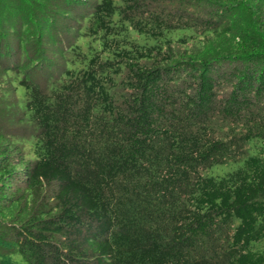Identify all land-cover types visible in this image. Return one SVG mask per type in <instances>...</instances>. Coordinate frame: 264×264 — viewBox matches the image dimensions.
I'll use <instances>...</instances> for the list:
<instances>
[{
  "label": "trees",
  "instance_id": "1",
  "mask_svg": "<svg viewBox=\"0 0 264 264\" xmlns=\"http://www.w3.org/2000/svg\"><path fill=\"white\" fill-rule=\"evenodd\" d=\"M0 264H264V0H0Z\"/></svg>",
  "mask_w": 264,
  "mask_h": 264
},
{
  "label": "rangeland",
  "instance_id": "2",
  "mask_svg": "<svg viewBox=\"0 0 264 264\" xmlns=\"http://www.w3.org/2000/svg\"><path fill=\"white\" fill-rule=\"evenodd\" d=\"M132 35L137 39L141 38V35L135 32H133ZM80 39L81 36H79L77 40L79 41ZM236 165L237 163H233V162L213 164L203 169L202 174L219 177L225 174L226 172L233 170L236 167Z\"/></svg>",
  "mask_w": 264,
  "mask_h": 264
}]
</instances>
